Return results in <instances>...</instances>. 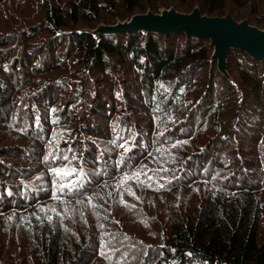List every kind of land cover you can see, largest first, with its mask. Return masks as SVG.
<instances>
[{"label": "trees", "instance_id": "trees-1", "mask_svg": "<svg viewBox=\"0 0 264 264\" xmlns=\"http://www.w3.org/2000/svg\"><path fill=\"white\" fill-rule=\"evenodd\" d=\"M164 1L0 0V264H264V60L91 32Z\"/></svg>", "mask_w": 264, "mask_h": 264}, {"label": "water", "instance_id": "water-1", "mask_svg": "<svg viewBox=\"0 0 264 264\" xmlns=\"http://www.w3.org/2000/svg\"><path fill=\"white\" fill-rule=\"evenodd\" d=\"M91 32L97 37L106 33L153 32L169 36L182 32L189 38L209 39L214 49L211 60L217 61L219 71L227 77H230L227 61L232 49L244 51L253 59L264 60V29L250 24L248 19L238 21L230 13L224 16L203 14L199 6L188 13L174 7L158 13L148 10L116 24H100Z\"/></svg>", "mask_w": 264, "mask_h": 264}, {"label": "rangeland", "instance_id": "rangeland-1", "mask_svg": "<svg viewBox=\"0 0 264 264\" xmlns=\"http://www.w3.org/2000/svg\"><path fill=\"white\" fill-rule=\"evenodd\" d=\"M176 3H178V6H175L174 7V5L173 4H176ZM164 4H168V5H170V4H172L171 6H169V8L170 7H174V8H176L177 10H179V11H181V12H185V13H188V12H191L192 11V9L193 8H195L196 6H199L201 9H202V12L204 13V14H206V15H209L210 14V12H208L206 9H205V2H203V0H182V1H179V0H165L164 1ZM163 5V4H162ZM227 5V4H226ZM229 6V5H228ZM164 8H168V7H165V6H162L161 8H159L160 9V11L162 10V9H164ZM149 10H151V8L149 9ZM228 10V9H227ZM230 12V9L228 10V12L227 13H229ZM233 15V14H232ZM234 16V15H233ZM234 18H236L235 16H234ZM238 19V18H237ZM244 19H248L249 20V18L248 17H246V18H244ZM244 19H241V20H238V21H242V20H244ZM249 22H250V20H249ZM102 24H104V23H102ZM250 24H252L251 22H250ZM100 25V24H99ZM98 25V26H99ZM252 25H254V24H252ZM97 26V27H98ZM254 26H256V25H254ZM260 28V27H259ZM262 29H264V28H262ZM236 73H238V71L236 70ZM250 94L248 93V96H249Z\"/></svg>", "mask_w": 264, "mask_h": 264}, {"label": "snow or ice", "instance_id": "snow-or-ice-1", "mask_svg": "<svg viewBox=\"0 0 264 264\" xmlns=\"http://www.w3.org/2000/svg\"><path fill=\"white\" fill-rule=\"evenodd\" d=\"M54 171L56 172L57 175H69V174H71V173L67 172L66 170H61V169H55ZM73 171H75V170H73ZM126 179H127V177H126Z\"/></svg>", "mask_w": 264, "mask_h": 264}]
</instances>
